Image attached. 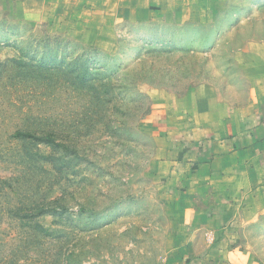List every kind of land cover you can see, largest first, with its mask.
Returning <instances> with one entry per match:
<instances>
[{
	"label": "rangeland",
	"instance_id": "374dc122",
	"mask_svg": "<svg viewBox=\"0 0 264 264\" xmlns=\"http://www.w3.org/2000/svg\"><path fill=\"white\" fill-rule=\"evenodd\" d=\"M262 83L264 0H0V264H264V194L190 211Z\"/></svg>",
	"mask_w": 264,
	"mask_h": 264
},
{
	"label": "crops",
	"instance_id": "0c3cea01",
	"mask_svg": "<svg viewBox=\"0 0 264 264\" xmlns=\"http://www.w3.org/2000/svg\"><path fill=\"white\" fill-rule=\"evenodd\" d=\"M253 97L245 114L194 111V226L208 224L225 200L264 194V83Z\"/></svg>",
	"mask_w": 264,
	"mask_h": 264
}]
</instances>
